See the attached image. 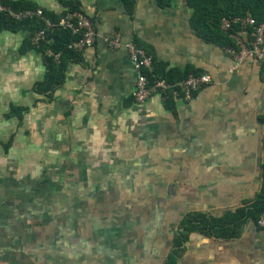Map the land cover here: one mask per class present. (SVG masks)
<instances>
[{
    "label": "crops",
    "instance_id": "crops-1",
    "mask_svg": "<svg viewBox=\"0 0 264 264\" xmlns=\"http://www.w3.org/2000/svg\"><path fill=\"white\" fill-rule=\"evenodd\" d=\"M27 1L56 15L67 9L63 2L76 5L94 21L97 40L81 62H67L56 89V162L71 164L59 170L51 218L45 223L38 213L40 232L31 240L6 229L0 264H164L185 214L235 210L256 198L264 73L256 61L237 63L199 37L186 0L164 8L156 0ZM113 35L144 48L175 77L195 73L210 83L190 100L154 96L136 104V73L128 52L107 44ZM25 38L3 31L0 50L16 42L18 52ZM27 53L18 52L19 61ZM12 193L0 198L6 228L16 219L7 210L20 208L24 224L30 204L29 192ZM45 194L31 202L44 203ZM178 264H264V228L249 219L234 240L190 234Z\"/></svg>",
    "mask_w": 264,
    "mask_h": 264
},
{
    "label": "trees",
    "instance_id": "trees-1",
    "mask_svg": "<svg viewBox=\"0 0 264 264\" xmlns=\"http://www.w3.org/2000/svg\"><path fill=\"white\" fill-rule=\"evenodd\" d=\"M160 8L169 5L170 0H156ZM125 4L129 0H124ZM70 11L79 10L76 5L66 1L63 2ZM0 5L14 12L24 10H36V4L27 0H0ZM186 5L191 9L190 25L196 34L206 42L217 44L223 48L233 46L234 41L229 35L220 28L223 18L250 16L258 23L264 22V0H186ZM130 8L128 7V10ZM43 10L44 16L51 22L56 24L61 15L47 10ZM43 23L32 20L17 21L11 18L6 12H0V33L3 31H23L28 30L31 34L40 28ZM79 36L72 35L69 30L54 28L47 33V41L34 46L30 42V38L26 37L19 47V54L24 55L29 51L37 52L43 56L46 73L44 80L36 87L39 93H51L55 88L60 86L64 80V71L67 62H81L82 54L71 46L77 42ZM56 56H58L56 58ZM152 71L145 72L149 81L161 79L167 83H176L185 79L189 73H183L181 76L174 75L172 71H166L165 66L158 63L153 58ZM195 74V73H192ZM171 99V96L168 97ZM49 100H52L51 97ZM35 106V105H34ZM29 106H16L10 104L9 112L4 115L10 119L17 117L22 119L23 115L28 113ZM13 135L10 136L4 150L7 153ZM264 215V165L262 176V188L256 195V198L245 203L242 207L235 210H227L219 215H208L202 212H189L183 216L177 226V230L173 235L170 252L164 264H178L184 252V243L187 242L190 234L197 233L205 237L216 240H234L240 237L242 226L247 220L251 219L255 223Z\"/></svg>",
    "mask_w": 264,
    "mask_h": 264
},
{
    "label": "rangeland",
    "instance_id": "rangeland-1",
    "mask_svg": "<svg viewBox=\"0 0 264 264\" xmlns=\"http://www.w3.org/2000/svg\"><path fill=\"white\" fill-rule=\"evenodd\" d=\"M67 10L68 8L65 11ZM51 12L56 14V11ZM22 32L25 37H29L31 34L28 30ZM16 46L15 42L13 50L5 51V48L0 50V185L4 186L3 188L0 186L2 193L0 198L12 196V192H15L17 187L22 188L25 193L29 192L30 204L24 224H20V208L16 210L12 205L10 210H7L16 219L8 224L7 228L4 221H0V236L4 232L7 233L6 229H8L15 233L16 238L22 232L26 233L25 235H28V239L31 240V235L40 232L37 229L36 216L38 213L46 217L44 218L45 223L51 218L53 204L56 206V202H54L56 200L55 190L63 183V173L60 172L64 168L62 165L68 167L71 163L56 162L57 88L54 89L51 96L49 93H39L36 90L38 84L45 78L46 67L43 56L37 52L29 51L26 56L21 58L23 61H19L20 56ZM15 61L19 62L15 63ZM11 62L13 64L9 66ZM50 97L52 100H49ZM10 104L29 106L30 110L23 115L21 120L17 117L7 119L4 115L9 112ZM11 135H13L12 143L6 153L4 146ZM42 192L47 193L39 196L44 197L41 198L44 203L31 202L35 201L37 193L41 194ZM221 212L223 211L206 212L205 214L219 215ZM3 214H5V208L4 205H1L0 216ZM27 217H29L28 221ZM39 222L41 227L42 222L40 220ZM45 228L47 233L49 229L47 226ZM49 228L52 231L53 227L49 226ZM50 254L51 252L48 254L49 257L52 256ZM46 261L53 264L54 260L49 258ZM32 264L34 263L32 262Z\"/></svg>",
    "mask_w": 264,
    "mask_h": 264
},
{
    "label": "built area",
    "instance_id": "built-area-1",
    "mask_svg": "<svg viewBox=\"0 0 264 264\" xmlns=\"http://www.w3.org/2000/svg\"><path fill=\"white\" fill-rule=\"evenodd\" d=\"M0 12H6L17 21L35 19L43 23V28L35 30L29 36L31 44L36 47L44 41L48 42L47 33L54 28L69 30L72 35L79 36L78 41L73 43L71 47L81 54L93 48L97 40L94 21L81 10L64 11V14L56 24L51 23L44 16L41 8L14 12L0 5ZM220 28L234 41L233 46L224 48L225 52L237 63H242L246 60L256 61L264 73V22L258 23L250 16L244 18H223ZM106 42L113 49L124 48L128 52L132 67L136 73L135 86L132 92V98L136 104L143 105L154 96L163 98L171 96L190 100L198 90L210 83L208 76L192 73L185 79L173 84L161 79H155L150 82L145 72L152 71L153 57L144 48L130 41L123 43L118 35H113ZM256 223L257 226L264 228V215L260 216Z\"/></svg>",
    "mask_w": 264,
    "mask_h": 264
}]
</instances>
